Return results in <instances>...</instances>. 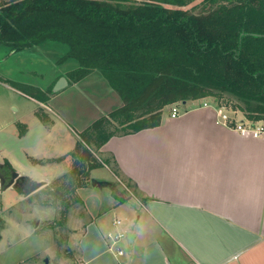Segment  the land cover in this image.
<instances>
[{"label": "trees", "instance_id": "16d2710c", "mask_svg": "<svg viewBox=\"0 0 264 264\" xmlns=\"http://www.w3.org/2000/svg\"><path fill=\"white\" fill-rule=\"evenodd\" d=\"M46 45L64 48L62 64L75 62L66 74L73 83L100 73L122 105L80 133L67 157L32 160H71L57 184L35 194L44 205L60 202L67 212L72 197L82 203L77 192L91 186L94 170L122 179L100 150L113 137L161 126L176 105L213 101L264 122V0H0V48ZM111 189L119 204L127 200Z\"/></svg>", "mask_w": 264, "mask_h": 264}, {"label": "crops", "instance_id": "0c3cea01", "mask_svg": "<svg viewBox=\"0 0 264 264\" xmlns=\"http://www.w3.org/2000/svg\"><path fill=\"white\" fill-rule=\"evenodd\" d=\"M85 79L67 83L53 99ZM202 104L187 102L176 118L164 113L161 126L113 137L100 150L137 196L119 204L109 187L81 189L88 222L78 234L76 264H264V135L243 136L218 122L214 105ZM102 116L77 131L52 112L49 125L35 118L34 127L25 122L23 138L14 137L27 158L67 157L79 132ZM232 116L245 121L240 112ZM107 169L111 175L94 179L113 184ZM120 232L134 233L127 256L110 250L108 235Z\"/></svg>", "mask_w": 264, "mask_h": 264}, {"label": "rangeland", "instance_id": "374dc122", "mask_svg": "<svg viewBox=\"0 0 264 264\" xmlns=\"http://www.w3.org/2000/svg\"><path fill=\"white\" fill-rule=\"evenodd\" d=\"M56 46L52 50H47L49 45H46L20 53L0 48V164L30 181H45L47 185L58 183L70 170L71 160L68 167L62 162L44 166L34 164L32 158L23 155V144L16 140L14 131L23 138L28 127L25 122L34 127L32 121L35 118L40 120L38 115L48 119L52 112L60 114L78 131L121 102L119 96L110 95V86L100 73L53 99L60 90L57 85L62 79L70 85L73 83L64 72L75 67L74 61L62 65L60 58L64 48ZM230 99L232 104L244 106L237 98ZM49 122L45 124L49 125ZM94 175L108 177L111 174L103 167L92 171L91 178ZM113 184L118 195L125 199L137 195L136 191L126 188L122 179L116 177ZM80 191L77 192L79 198ZM35 194L37 192L25 197L20 188L4 189L0 185V264H45V259L48 264H76L74 250L78 234L88 222L87 205L82 198L80 203L72 197L69 200L72 206L66 212L62 203L44 205ZM116 217L124 219L120 213ZM119 247L127 256L130 248L125 239L121 240Z\"/></svg>", "mask_w": 264, "mask_h": 264}, {"label": "built area", "instance_id": "2783aa9c", "mask_svg": "<svg viewBox=\"0 0 264 264\" xmlns=\"http://www.w3.org/2000/svg\"><path fill=\"white\" fill-rule=\"evenodd\" d=\"M209 105H214L217 109L218 116H219V123L227 126L228 128H231L237 132H239L241 135L246 136H252L253 138H259L262 135H264V122L259 123H253L245 119V121L240 122L236 118L232 116V114H236L235 112L229 111L225 106H217L216 104L212 102H203L202 106L207 107ZM182 105H176L172 108L171 117L176 118L179 116L181 111ZM116 225H121L120 221L116 222ZM127 232H120L116 234H109L108 240L111 242L110 250L117 255L122 256L124 253L120 249L119 245L121 243L122 239H125L127 241ZM128 244V241H127Z\"/></svg>", "mask_w": 264, "mask_h": 264}, {"label": "water", "instance_id": "95a60500", "mask_svg": "<svg viewBox=\"0 0 264 264\" xmlns=\"http://www.w3.org/2000/svg\"><path fill=\"white\" fill-rule=\"evenodd\" d=\"M65 85H67L66 80L62 79L59 84L57 85V89H61L62 87H64ZM183 104H186V102H184ZM4 167L3 164H0V169H2ZM0 185L4 188H10L13 187L14 189L20 188L21 190H23L25 197L31 196L32 194L38 192L39 190H41L42 188H44L45 186H47V182L45 181H30L29 179H27L24 176H21L18 172L13 171L12 175H11V180L7 183L6 182V178L1 174L0 172ZM91 186L94 189H101L103 187H112V184L103 180H98V179H91ZM133 239H134V233H128L127 235V241H128V245L129 248L132 249L133 247ZM45 264H48L49 261L48 259L44 260Z\"/></svg>", "mask_w": 264, "mask_h": 264}, {"label": "flooded vegetation", "instance_id": "af4514ba", "mask_svg": "<svg viewBox=\"0 0 264 264\" xmlns=\"http://www.w3.org/2000/svg\"><path fill=\"white\" fill-rule=\"evenodd\" d=\"M0 172L6 178V182L8 183L11 180L13 170L8 167H3L2 169H0Z\"/></svg>", "mask_w": 264, "mask_h": 264}]
</instances>
